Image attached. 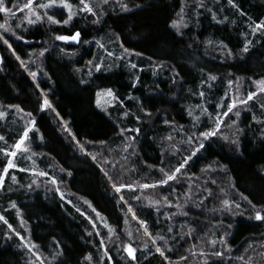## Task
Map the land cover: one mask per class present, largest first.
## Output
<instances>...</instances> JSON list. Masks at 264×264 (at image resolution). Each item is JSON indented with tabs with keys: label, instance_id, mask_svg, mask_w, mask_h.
I'll return each instance as SVG.
<instances>
[{
	"label": "trees",
	"instance_id": "trees-1",
	"mask_svg": "<svg viewBox=\"0 0 264 264\" xmlns=\"http://www.w3.org/2000/svg\"><path fill=\"white\" fill-rule=\"evenodd\" d=\"M68 2L74 11L81 7L79 0ZM87 2L95 16L80 13L67 25H27V10H16L26 0H4L15 15L0 13V23L16 35L0 29L12 45L0 40V110L6 113L0 147L11 150L24 128L30 131L24 144L29 150L17 152L16 167L0 184V215L12 225L10 230L0 221V264H260L264 222L253 217L264 209V93L238 103L203 148L196 136L213 128L198 105L214 113L221 97L228 101V89L246 100L264 79V30L252 31L264 23V0H233L236 7L228 0H203L202 8L198 0H120L126 12L116 0L106 6ZM46 11L58 20L67 17L60 7ZM181 16L187 27L177 32L172 22ZM77 30L75 43L55 40ZM16 56L37 73L35 80ZM108 89L111 100L103 107L97 99ZM45 97L51 108L42 111ZM184 157L191 159L175 180L157 183L164 178L160 167L171 172ZM6 163L0 153V171ZM113 184L134 188L120 194ZM223 200L230 202L227 208ZM139 220L147 222V235ZM124 239L136 247L135 260L123 251Z\"/></svg>",
	"mask_w": 264,
	"mask_h": 264
},
{
	"label": "snow or ice",
	"instance_id": "snow-or-ice-1",
	"mask_svg": "<svg viewBox=\"0 0 264 264\" xmlns=\"http://www.w3.org/2000/svg\"><path fill=\"white\" fill-rule=\"evenodd\" d=\"M111 2V0H100V3L103 5H108ZM116 3L119 5V7L121 8L122 11H129L130 9L127 7L126 4L120 3V0H116ZM229 5H232L233 7H236V5L234 4L233 0H228ZM79 4L81 5V7L78 8V10L74 11L73 10V6L68 2V0H44V2H37V0H26V3H24L22 6H18L16 8L17 11L20 12H24L25 10H27V14L24 17V20L26 21L27 25H33L36 24L38 22L43 23V22H47L48 24L52 25V24H63V25H67L69 24L74 15H78L80 13H91L92 15H96V12L94 11L93 7L90 6V4L87 2V0H79ZM56 7H60L63 8L65 11H67V17L63 20H58L56 19V17L54 15H50L48 13V9H53ZM137 7H139V5H137ZM196 7L197 8H202L204 7V3L203 0H198V2L196 3ZM38 10H45L43 11V14L40 13V11ZM208 11H212L211 9H208ZM0 13H5L7 17H11L14 16L15 13L9 9L8 7L5 6L4 0H0ZM103 13H101L102 15ZM34 17V18H33ZM183 16L180 17V19L178 21L174 20L172 22V26H174L177 30V32L180 31L181 27H187V24H185L183 22ZM213 19H215V13H213ZM99 22V17H97L96 20L93 21V23H98ZM21 24H16V28H20ZM0 29H3V31L5 33L11 32L12 35H16V33L14 31H12V29L10 27L7 26L6 23H0ZM257 30H264V23H260L257 24L255 27L252 28L253 32H256ZM80 31L77 30L76 32H74L72 35L67 36V35H57L55 36V40L58 41H78L80 38ZM18 39H23L22 36H17ZM0 40L3 41V43L5 45L8 46L9 49L12 48V45L9 44L7 39H4V35L0 34ZM87 43V42H85ZM97 43L99 44V41H97ZM100 47H104L103 44H100ZM221 47H224L223 44H221ZM45 50H42L40 55L44 54ZM125 51H127V49H125ZM244 52H248L249 51V46H248V42L245 41V46L243 48ZM13 55H16L15 51H13ZM108 56H112L113 53L112 52H107ZM229 55H231V53H229ZM17 60H20L21 62V67L24 68L25 71L28 72L29 76H31L33 78V80L36 79L37 77V73L34 71H29L27 66H26V62L21 60V58L19 56H16ZM89 64L92 63V61L88 62ZM132 67H135V65H133ZM102 68V64L100 63H96L95 64V69L96 70H101ZM79 69H77L78 71ZM209 79H215V77H209ZM83 82V81H81ZM233 82L231 80L228 81V84L231 85ZM257 90L255 92L253 91H249L247 94V99H241L239 101L233 100L227 103V110L226 111H222V116L227 117L229 115V113H231L233 111V109L235 108L237 103L240 104H246L247 101H251L254 100L257 97V93H264V79H262L261 81H257ZM38 86V85H37ZM133 86L135 87V81L133 82ZM106 94L108 96H112V90L108 89ZM201 96H203V93H200ZM113 99H116V97H113ZM262 107H264V104L261 105ZM197 107H200L199 105ZM8 109H17L19 111H23L22 108H20L19 105H7ZM45 108H51V104L49 103L48 99L45 97L42 101V103L40 104V109L43 111ZM5 111L0 110V118H3L5 116ZM192 113L189 112V115H191ZM27 115L29 117L32 116L31 113H27ZM125 115H127V113H125ZM236 115L239 116V112H236ZM222 116L221 114H217V118L215 120V124L214 127L211 130L205 131V132H200L199 136L202 137L204 140H207L209 137H213L216 136L218 131L221 128V124H222ZM193 119H196V117H193ZM255 119V118H254ZM233 124H235V121L232 122ZM29 124L32 126V128L35 127V120L30 119L29 120ZM30 131L29 127H25L23 132L20 134L19 138L13 143V145L11 146V150H9L8 148L5 147H0V153H4L7 157V163L4 165V168L2 171H0V184H2L4 182V176L5 174L8 172L9 169L16 167V165L13 163V158L16 157L17 152L18 151H28L29 149L27 148H23L22 145L24 144V142L27 139V135ZM127 130L122 129L120 132L121 136H124ZM135 131H138L135 130ZM223 139H228L227 136L222 137ZM5 138L3 136H0V141H3ZM73 139H75V137H73ZM165 139L167 140H171V137H166ZM189 140H191V137L189 138ZM234 144H237V142L235 140H233ZM101 144H103V142H101ZM130 147L129 143H125L124 144V150L127 151ZM174 147V145H173ZM204 144L203 142L200 143V148H203ZM237 148H239V145L237 144ZM81 151L83 152L84 149L81 148ZM197 151H199V149H197ZM195 154V153H193ZM93 160H96L97 157L93 156L92 157ZM189 159H191V157H184L183 160L181 162L178 163V166L171 172H168L164 167H160L159 171L163 174V179L157 181V183L159 184H166L168 181H173L177 178V175L185 168V165L188 163ZM104 163L107 164L108 161L104 160ZM22 171H28L27 169H22ZM61 171H63V169H61ZM101 171H104L103 169H101ZM37 175L41 176V177H47L48 173L45 171H40L38 173H36ZM71 174V173H69ZM105 175H109V173L105 172ZM109 179H111V177L109 176ZM13 180L15 181V177H13ZM50 183L52 185H57V180L55 177H51L50 178ZM213 183H215V181H213ZM32 184H36V181L33 180ZM28 187H31V184L28 185ZM131 188L132 185L131 184H120V185H116L113 184V189L115 192L119 193L121 191V189L123 188ZM140 187L142 188H150V187H155V185H148V184H142L140 185ZM56 193L58 195L61 196V199H63V193L60 192L59 187H56L55 189ZM221 191H223V189H221ZM121 200H123V196L120 197ZM162 199H166V198H162ZM244 199H247V197H244ZM153 203H159V201H154ZM229 201L228 200H223L221 202L222 206L227 208V206L229 205ZM12 208H16V204L12 203L11 204ZM89 207H91V205H89ZM235 207L238 209L240 206L239 204H236ZM77 211H80L79 209H77ZM93 211H95V209H93ZM17 212L19 213V209H17ZM128 212L132 213V219L136 220L137 216L135 214V212L133 211V208L131 206L128 207ZM166 215H168L166 213ZM97 216H99V213H97ZM255 220L257 221H261L264 222V209H261L259 211H256L253 217ZM0 221H3L5 224H7L8 228L11 230L12 229V225L8 224L7 220H5L3 215H0ZM90 223H92V221H89ZM139 226L141 228L144 229V234L147 235L148 234V229H147V222L144 220H139L138 221ZM107 226V225H105ZM93 227L95 228L96 225L93 223ZM229 228L232 227L231 225L228 226ZM109 231L111 232L112 229H109ZM169 232H172L173 230L171 228L168 229ZM17 236H20L19 232L15 233ZM99 234V233H97ZM5 235H7V233H5ZM20 239L23 241V237L20 236ZM161 239H163V237H161ZM220 242L223 244L225 243V237L221 236L220 238ZM153 244L156 243L155 240L152 241ZM209 243H215V241H210ZM25 247H28L27 244L24 245ZM32 247H35L34 245ZM57 247H59V245H57ZM101 247H103V242H101ZM252 249V246L249 245V250ZM31 251V249H29ZM123 251L127 253L128 257L131 258V260H135L136 259V249L133 248L130 244H124L123 246ZM156 251L158 253H160L161 256L164 255L163 251H161V249L159 247H156ZM247 251V250H246ZM58 255V254H57ZM201 255H203V253H201ZM215 256L219 257L222 255L221 252H215L214 253ZM105 256H107V252H105ZM258 256L260 257V264H264V252L262 253H258ZM55 255L53 256V259H55ZM37 259H40V257H37ZM183 259V258H181ZM251 257H249V261H251ZM110 264V261H109Z\"/></svg>",
	"mask_w": 264,
	"mask_h": 264
},
{
	"label": "rangeland",
	"instance_id": "rangeland-1",
	"mask_svg": "<svg viewBox=\"0 0 264 264\" xmlns=\"http://www.w3.org/2000/svg\"><path fill=\"white\" fill-rule=\"evenodd\" d=\"M38 2H44V0H37ZM74 10V9H73ZM67 42H77V41H67ZM257 86V84L255 85V87ZM256 90H257V88H256ZM106 92H107V90L103 93V92H101L100 94H99V96H98V99H97V103L99 104V105H102L103 107H105V105H106V103H107V101H109L110 102V100H111V96H108L107 94H106ZM227 96H228V101H227V97L226 96H223V97H221L218 101H217V104H216V106H217V108H216V111L214 112V113H209V111L207 110V108L206 107H204V105H201L200 107H201V110H200V113L201 114H206L207 116H208V118L210 119V120H212V122H213V127H214V124H215V120H216V118H217V114H221V116H222V111H226L227 110V103L228 102H230V101H233V100H236V101H238V93H237V91H233L232 89H228V91H227ZM106 99V100H105ZM103 101V102H102ZM226 102V103H225ZM238 104V103H237ZM236 104V105H237ZM235 108H236V106H235ZM234 108V109H235ZM234 109H233V112H234ZM235 115H236V113H235ZM226 119V117H224V116H222V121L223 120H225ZM209 130H211V129H209ZM208 131V130H207ZM198 136V135H197ZM196 136V141L198 142V143H200V142H202L204 139H201V137H197ZM24 144H25V142H24ZM24 144L22 145V147L24 148ZM198 147H199V145L198 146H196L195 147V149L194 150H197L198 149ZM112 149V148H111ZM115 149V148H114ZM116 149H117V147H116ZM113 150V149H112ZM114 158V156L112 155V157H111V159H113ZM13 160H14V158H13ZM107 161H108V159H106ZM132 188H134L133 186H132ZM123 189H128L127 187H125V188H123ZM122 190V189H121ZM120 194H121V191L119 192ZM124 244H130L133 248H135L136 249V247L134 246V245H132L131 243H129L127 240H125L124 239V242H123V246H124ZM126 253V252H125Z\"/></svg>",
	"mask_w": 264,
	"mask_h": 264
}]
</instances>
